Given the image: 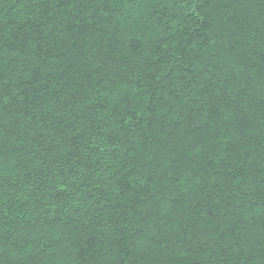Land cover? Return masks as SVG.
<instances>
[{"label": "trees", "instance_id": "trees-1", "mask_svg": "<svg viewBox=\"0 0 264 264\" xmlns=\"http://www.w3.org/2000/svg\"><path fill=\"white\" fill-rule=\"evenodd\" d=\"M0 264H264V0H0Z\"/></svg>", "mask_w": 264, "mask_h": 264}]
</instances>
